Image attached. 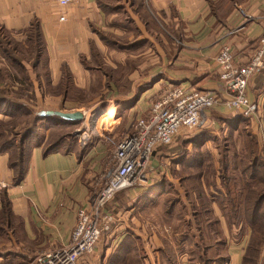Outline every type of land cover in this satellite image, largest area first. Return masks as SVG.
Returning a JSON list of instances; mask_svg holds the SVG:
<instances>
[{"label": "crops", "instance_id": "1", "mask_svg": "<svg viewBox=\"0 0 264 264\" xmlns=\"http://www.w3.org/2000/svg\"><path fill=\"white\" fill-rule=\"evenodd\" d=\"M60 14L64 20H59ZM144 14L147 19L141 21ZM149 24L162 29L167 24L177 31L171 58H166L165 40L154 42L157 62L151 70L149 58L145 62L135 59L144 50L134 52L133 39H123L128 38V31L145 30ZM0 29L19 47L16 53L21 54L23 74L17 72L16 76L28 78L31 93L37 99L35 110L65 111L67 88L77 87L85 93L94 87L95 73L106 82L108 94L115 95V103L126 108L121 116L114 105L104 110L102 117L99 114V122H107L118 131L129 122L125 116L138 119L146 111L144 97L150 90L149 82L156 76L162 80L159 84L163 88L182 84L202 91L218 90L215 55L219 46L227 43L240 62L249 57L264 34V0H78L62 8L55 0H0ZM34 29L39 31L42 41V51L36 57L31 51L35 45ZM231 30L235 32L229 33ZM132 37L133 34L129 36ZM32 57L35 65L31 64ZM2 67L9 70V62L0 55ZM251 80L249 97L255 100L264 96L252 89ZM7 81H0V87ZM9 83L13 88L20 86L17 81ZM96 87L99 93L105 91L100 85ZM209 112L217 119H207ZM106 114L109 117L103 120ZM10 116L0 112V178L6 182L0 193V264H30L39 252L68 243L77 209L88 207L99 193L104 182L101 171L108 172L112 160H107L109 150L103 148L101 137L81 149H65V143L60 142L55 149L45 151L47 132L57 130L59 125L57 121L41 120L37 130L42 131L36 130L35 135L41 134L42 139L33 140L26 151L23 176L15 181V169L11 166L14 150L1 143L7 133L1 125ZM235 116L236 111L215 106L204 121L211 120L214 125V120L218 124L220 120L227 127L228 119ZM248 121L250 128L256 129L254 122ZM60 125L64 129L65 124ZM135 125L136 122L130 131ZM199 129L198 132L205 130ZM212 131L218 134L216 129ZM251 131L259 146L257 152L264 158V144L255 130ZM198 132L180 136L176 141L179 149L173 157L165 151L157 152L156 162L163 158L172 161L177 175L174 184L180 191L184 189L177 204L163 209L157 203L172 181L166 165L159 168L158 175L152 171L149 180L116 194L109 202L106 209L115 215V220L93 252L83 257L82 264H201L192 251L201 244V252L209 254L207 264H242L251 229L247 227L238 239L234 238L237 233H230L226 212L216 199L226 195L215 158L219 151L215 149V153L209 141H199ZM186 144H200L210 150L197 164L204 170L210 167L208 175L205 172L198 177L209 203L199 214L194 209L198 206L196 191L191 189L187 175L177 172L183 170V163L196 160L187 150H181L189 147ZM156 162L152 161L151 167ZM122 193L124 196L119 198ZM238 196L242 200L244 194L240 192ZM4 202L9 206L8 212L3 211ZM212 220L217 221L220 236L215 235ZM262 245L257 264L264 262Z\"/></svg>", "mask_w": 264, "mask_h": 264}, {"label": "built area", "instance_id": "2", "mask_svg": "<svg viewBox=\"0 0 264 264\" xmlns=\"http://www.w3.org/2000/svg\"><path fill=\"white\" fill-rule=\"evenodd\" d=\"M55 2L62 8L78 0ZM59 20H64V15L60 14ZM215 64L218 90L202 91L168 84L165 93L150 103L148 115L137 119L134 130L116 142L105 185L88 207L77 209L68 243L39 252L30 264H82L83 257L93 252L102 231L112 222L113 215L106 205L114 194L147 180L146 170L155 149L171 144L185 130L197 129L213 107L223 106L252 120L264 144V96L252 100L248 94L249 81L264 67V34L244 62L235 59L230 46L222 43L215 55ZM5 186L6 182L0 178V193Z\"/></svg>", "mask_w": 264, "mask_h": 264}, {"label": "trees", "instance_id": "3", "mask_svg": "<svg viewBox=\"0 0 264 264\" xmlns=\"http://www.w3.org/2000/svg\"><path fill=\"white\" fill-rule=\"evenodd\" d=\"M155 28L158 27L155 26ZM8 41L11 42L10 46L7 45V43H9ZM32 42L35 43V45L31 47V51L35 56L42 51L40 33L36 29L32 32ZM18 48L19 47L14 44L13 40L9 39L5 32L0 29V55L9 62V70L5 67L0 69V81L8 80L4 86L0 87V112L9 113L14 117L21 115L24 119L20 131L18 132L13 131V121H8L1 125L6 131H11V134H13L11 138L8 137L6 139L3 136L1 143L4 146H12L14 150V158L11 159V166L15 169V181L20 180L23 176L24 162L27 155L26 151H28L32 144L28 142L33 141L41 120L57 121L59 125L58 130L62 128L60 125L61 123L74 125L80 122L68 121L58 116H41L38 114V111L32 112L26 110L28 107L22 101H19V99L24 97L27 93L26 90L29 89V80L23 75L20 77L16 76L17 72L20 73V75L23 74V68L19 63L21 54L16 53V51H19ZM35 57H32L33 60L31 64L33 65L36 64ZM10 81H17L20 83V86L13 88L9 83ZM252 89L257 93L264 94V67L257 71L253 79ZM31 96L33 97V95ZM27 118L29 119L27 120ZM249 125L248 118L236 112L235 117L228 119L227 132H247L246 129H249ZM204 131L205 130L197 133L199 139ZM60 142L61 139H58L56 142H45V151L55 149ZM242 143V148L238 150L234 149L232 145L229 150L228 145H226V147L219 152L221 156L219 158L218 170L226 195H220L216 197V199H218L220 208L226 212L227 224L231 231L230 233H232L233 227L237 228V234L234 235V238L238 239L245 229L250 227L251 236L242 257V264H257L259 251L264 243V158L258 154L256 141L252 134L247 135ZM202 158L201 156H196V160L182 164L183 169H189L185 174L187 175V179H189L191 189L195 190L198 196V206L194 207L195 214H199L203 212L206 207H209L205 190L199 186L200 181L198 180L199 175L202 176L206 173L208 175L210 173L208 169L204 170L202 166L197 165L198 162L202 161ZM191 163H193L192 168L189 166ZM240 192L244 194L242 200L239 199L238 196ZM173 204L174 202H172L170 206L172 207ZM8 208V204L5 205L4 202L3 211L8 212ZM212 223L215 235L220 236L221 232L217 226V221L212 220ZM201 251H204V246L202 244L196 251L198 254H195V256L201 261V264L209 263V254ZM262 264H264V262Z\"/></svg>", "mask_w": 264, "mask_h": 264}, {"label": "rangeland", "instance_id": "4", "mask_svg": "<svg viewBox=\"0 0 264 264\" xmlns=\"http://www.w3.org/2000/svg\"><path fill=\"white\" fill-rule=\"evenodd\" d=\"M145 19H147L145 14H144V16L142 15V18L140 17L141 21H146ZM140 26L143 27L142 25H140ZM147 26H148V29H145V30L140 29V28H135L133 31H128V33H127L128 38L125 39V37H124L123 39L127 40V42H130L129 39H133L134 43H132V45L134 46V49H133L134 52L140 51L141 49L144 50V52L137 54V56H136L137 58H135V59L138 62V61L144 60L146 58H149L150 70H151L153 66L154 67L156 66V62H157V46L155 45L154 42H157L158 40H160V43H162V40H165L166 53H167L166 58L167 59L171 58V56H172L171 54L174 52V49L176 47L174 45L175 44L174 38L177 37V31L174 30L170 25H167V24H166L165 29L155 28V26L153 24H149ZM132 34H133V37L129 38V36H131ZM144 36L146 38H144ZM129 51H131V49H129ZM144 62H145V60H144ZM130 63H132V65L135 66V62L133 60L132 61L130 60ZM128 65H129V63H128ZM145 71L146 70L144 69L142 72H145ZM93 74H94V79L92 81H94L95 85L92 89L90 88L84 93L80 88L69 86L67 88V93L65 94V111L71 112V111L79 110V111L84 113V119L82 121H80L78 124H74V125L65 124L64 129L61 128L59 130L57 129L55 131L51 130L50 132H47L45 142H56V141H58V139H61V142L65 143V149H75L76 150V149H81V148L86 147L87 144H90L93 140H96L98 137H101L102 138L101 144H102L103 148H106V150H109V156L107 159L109 162V160H112V154H113L114 148L116 146V142L121 138V136H123L124 134H126L130 131L131 126H133V124H134V122H136L137 118L136 117L131 118V117L125 116V119H128L129 122H127V125L123 124L124 125L123 128H121L118 131L113 130L112 127H110L109 123H107V122H104V121H103V123L99 122V114L101 113L100 116L102 117V114H103L102 112H104V110H107L111 105H114L117 107L119 116H121V112H125L126 108L122 107L120 105L118 106V103H115V100H116L115 95L108 94L109 90L107 89V84L104 81V79H102L101 77L98 78L97 76H95L96 75L95 73H93ZM152 80H156V81L153 82ZM152 80L149 82L150 90L147 94H145L147 96L144 97V104H145L146 111L144 113H142L138 117V119L139 118H145L146 114L148 113L147 110L149 108L150 103L153 102L154 100L158 99L160 96H162L165 93V89L163 88V84H159L160 81H162V80L157 79V76L155 78H153ZM252 80H251V85H252ZM98 85H100L105 91L100 92V93L97 92L96 90L98 88L96 86H98ZM153 85H155V86H153ZM30 89L31 88L29 87V89L26 90L27 93L24 95V97L20 98L19 101H22L28 107V108H26L27 111L30 110L33 112V111H37V110H35V107H36L35 104H36L37 99L33 95V93H31ZM31 95H33V97ZM121 103H122V101H121ZM208 118L217 119V115H212V112H211V114L209 112L207 119ZM28 119L29 118H27V120ZM93 120H95L96 122ZM110 120H108V121H110ZM8 121L9 122L13 121V124H14L13 131L18 132V131H20V128L22 126L21 124L23 123L24 119L21 115L16 116V117L10 116ZM7 122H4L3 124H5ZM217 122H218V120H214V125H213L211 120H208L206 122L203 121L197 129L179 134L173 140V142L171 144L164 145L161 147H157L155 149V151L152 153L151 159L149 162V166L146 170L147 180H149L150 174L152 171L155 172L154 173L155 175H158L157 172H158L159 168L166 165V168L168 171V176L171 177V181H172L171 186L166 188V191L164 192V194H162L161 198H159L157 201V203H159V205H161V207L163 209L170 208V204L172 202H174V205H176L177 202L181 199V197H183L184 189L182 188V190L180 191L179 190L180 187L177 184H174L175 183L174 177H177V175H175V173H174L175 171H174V168L172 165V161L170 162V159L163 158V159L157 160V162H156L157 152L162 153L163 151H165V152H168L169 155H171V157H173L172 154L176 150L179 149L177 147L178 144L176 142V141H178L179 137L185 136V135H190L193 132H198L197 130H201V129H199L201 127H203V129H205V131L201 134L199 141H205L204 143H206V141H209L210 143H212L213 144L212 149L215 151V153H216L215 149H217L220 152L221 150H223L226 147V145H228L229 150L231 148V145L236 150L242 148L241 147V146H243L242 141L247 137V135L252 134L253 137H255L253 134L254 132L251 130H255V132H256L255 135H259L256 129L250 128V127H249V129H246L247 132L246 131H243V132L240 131V132L230 133L229 131L228 132L226 131L227 127H224L222 121L219 120V122H220L219 124ZM128 123H129L130 127H128ZM209 124L213 125V128H211ZM218 125L220 126L219 128H218ZM15 128H16V130H15ZM213 129H216V133L218 132V134L213 133V131H212ZM127 130H128V132H127ZM37 131H42V129L40 128ZM10 135H11V131H7V133L4 136L5 139L8 138ZM40 139H42V138H41V134H39V133H37L33 138V140H35V141L36 140L39 141ZM212 140H214V143L212 142ZM175 142H176V144H175ZM28 143H33V141L28 142ZM260 145L262 146L261 142H260ZM185 146H189V147L187 149H181V150L182 151L187 150V152L192 154L191 156L193 158H196V156H201L203 158H206L205 156H208L207 154H208V152H210L209 148H206L207 146L206 147L201 146L200 144H197V145L196 144H192V145L186 144ZM256 146H257V148H259L257 142H256ZM218 155L219 156H217L215 154V158H217V161H219L221 154L219 153ZM163 160L165 161V163L163 162ZM211 160L214 161L213 159H211ZM152 161L156 162V164L153 167H151ZM211 164H213V162ZM108 167H109V165H107V168ZM217 167H219V162L217 164ZM207 169H210V167L208 166ZM188 170L189 169H186V170L185 169H183V170L179 169L177 172H180L179 174L183 175V174L187 173ZM101 172H103V174H102V177H103L102 181H104V182H102V187H103L105 185V180H106L105 175H107L108 172H107V170H104V169H102ZM137 185H139V184L136 183L132 186H129L127 188H124V189L116 192L114 194V196L112 197V199L116 196V194H118L124 190L136 187ZM149 185H154V184H151V182H150ZM120 196L123 197L124 193H122L118 197L120 198ZM109 202L107 203L106 207H110ZM114 217H115V215L112 218V222H113V220H115ZM109 226H110V224H109ZM108 229H106V230H108ZM106 230L102 231L97 243L102 239V236L104 235V232ZM232 231L237 233V228L233 227ZM97 243H96V245H97ZM192 251L194 254H196V255L198 254V253H196L195 250H192ZM192 251H190L189 254H193Z\"/></svg>", "mask_w": 264, "mask_h": 264}, {"label": "water", "instance_id": "5", "mask_svg": "<svg viewBox=\"0 0 264 264\" xmlns=\"http://www.w3.org/2000/svg\"><path fill=\"white\" fill-rule=\"evenodd\" d=\"M38 114L41 116H58L68 121H82L84 119V113L79 110L67 112L60 110L41 109L38 111Z\"/></svg>", "mask_w": 264, "mask_h": 264}, {"label": "bare ground", "instance_id": "6", "mask_svg": "<svg viewBox=\"0 0 264 264\" xmlns=\"http://www.w3.org/2000/svg\"><path fill=\"white\" fill-rule=\"evenodd\" d=\"M108 117H109V116L106 114L105 117H103V120L108 119Z\"/></svg>", "mask_w": 264, "mask_h": 264}]
</instances>
